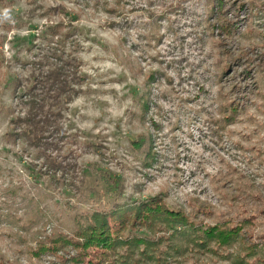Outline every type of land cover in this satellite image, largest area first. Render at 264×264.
Wrapping results in <instances>:
<instances>
[{
	"label": "rangeland",
	"instance_id": "rangeland-1",
	"mask_svg": "<svg viewBox=\"0 0 264 264\" xmlns=\"http://www.w3.org/2000/svg\"><path fill=\"white\" fill-rule=\"evenodd\" d=\"M108 1L112 13L94 0H0L1 264H53L28 254L33 233L70 236L85 214L160 195L207 224L254 218L249 233L264 243V13L227 0L235 26L215 30L212 54L203 0L164 15L151 45L139 6L171 1ZM56 68L70 95L48 88ZM226 101L236 121L218 140L212 119ZM40 105L37 119L61 130L31 144L20 120ZM100 251L80 264H97Z\"/></svg>",
	"mask_w": 264,
	"mask_h": 264
},
{
	"label": "trees",
	"instance_id": "trees-1",
	"mask_svg": "<svg viewBox=\"0 0 264 264\" xmlns=\"http://www.w3.org/2000/svg\"><path fill=\"white\" fill-rule=\"evenodd\" d=\"M151 2V0H146ZM166 8H156L153 3H146V10L139 6L140 11L146 12L147 33H150V45L154 40H160L162 17L175 13L185 2H194L197 5L202 0H170ZM227 0H203L204 25L211 31L212 54L218 49L221 41L215 39L217 28L225 36L233 33V23L223 17V8ZM96 7H102L108 12H114L118 7L108 9V0H94ZM248 4L258 6V10L264 13V0H245ZM143 6V5H142ZM137 11V7L133 8ZM139 10V9H138ZM195 15L198 8L192 7ZM227 18V15L225 13ZM148 24V25H147ZM216 25L218 27H216ZM255 30H250L253 33ZM220 59L219 56L216 55ZM220 64V63H219ZM216 63L215 68L219 67ZM228 66V67H227ZM231 66L224 65L221 69V77L227 75L226 70ZM62 69L48 73L44 78L50 89L58 88L70 95V86L65 77L61 78ZM160 73L156 71L149 80H156ZM263 74V73H262ZM80 80V79H78ZM45 82V81H43ZM57 83L58 85H52ZM221 99V98H220ZM222 100V99H221ZM32 101V100H31ZM141 112L149 105L142 99ZM224 102V101H223ZM234 101H226L219 105L216 111L217 118L212 119L215 134L218 140H223L227 129L236 121ZM41 107H35L28 113L23 121L26 128L23 130L25 139L31 144H37L45 136L53 135L51 129L61 130L56 124L55 118L51 120L45 114L44 118L37 119ZM213 128V127H212ZM45 144V143H44ZM44 144H38L43 150ZM55 161L51 160L49 167L54 168ZM199 209L193 214H198ZM12 220V215L4 216ZM38 219L31 220L30 225L36 224ZM254 218L245 217L240 220H223L214 224L199 221L185 208L175 209L167 204L163 195L150 198L148 202L128 203L117 206L109 212H95L92 217L85 214L72 235H58L46 237L33 233L31 243L36 247H27L28 254L37 259L50 255L56 261L53 264H80L86 258V250H98L100 254L95 256L97 264H264V243L253 241L249 233ZM137 228V230H136ZM26 230V227H25ZM23 242L27 239L23 238ZM98 256V257H97ZM6 264H14L5 261ZM1 264V261H0ZM82 264V263H81Z\"/></svg>",
	"mask_w": 264,
	"mask_h": 264
},
{
	"label": "clouds",
	"instance_id": "clouds-1",
	"mask_svg": "<svg viewBox=\"0 0 264 264\" xmlns=\"http://www.w3.org/2000/svg\"><path fill=\"white\" fill-rule=\"evenodd\" d=\"M5 15H7V12H5Z\"/></svg>",
	"mask_w": 264,
	"mask_h": 264
}]
</instances>
